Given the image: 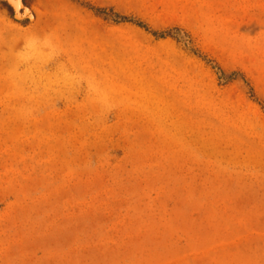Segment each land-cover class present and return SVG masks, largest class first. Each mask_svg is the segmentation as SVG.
<instances>
[{
	"label": "rangeland",
	"instance_id": "374dc122",
	"mask_svg": "<svg viewBox=\"0 0 264 264\" xmlns=\"http://www.w3.org/2000/svg\"><path fill=\"white\" fill-rule=\"evenodd\" d=\"M9 3L0 264H264V0Z\"/></svg>",
	"mask_w": 264,
	"mask_h": 264
},
{
	"label": "bare ground",
	"instance_id": "6f19581e",
	"mask_svg": "<svg viewBox=\"0 0 264 264\" xmlns=\"http://www.w3.org/2000/svg\"><path fill=\"white\" fill-rule=\"evenodd\" d=\"M10 2H11V4H12V6L15 8V10H17V8L19 7V3H14V0H10ZM22 7V6H21ZM13 8V9H14ZM24 13L25 14H27L28 13V10L27 9H25L24 10ZM30 13V12H29ZM17 14V13H16ZM24 15V14H23ZM18 16V15H17ZM26 16H28V15H26ZM30 17V16H29Z\"/></svg>",
	"mask_w": 264,
	"mask_h": 264
},
{
	"label": "snow or ice",
	"instance_id": "6c2138e0",
	"mask_svg": "<svg viewBox=\"0 0 264 264\" xmlns=\"http://www.w3.org/2000/svg\"><path fill=\"white\" fill-rule=\"evenodd\" d=\"M14 3H20V0H14Z\"/></svg>",
	"mask_w": 264,
	"mask_h": 264
},
{
	"label": "water",
	"instance_id": "95a60500",
	"mask_svg": "<svg viewBox=\"0 0 264 264\" xmlns=\"http://www.w3.org/2000/svg\"><path fill=\"white\" fill-rule=\"evenodd\" d=\"M9 3V0H6ZM10 4V3H9ZM11 5V4H10ZM13 8V7H12Z\"/></svg>",
	"mask_w": 264,
	"mask_h": 264
}]
</instances>
